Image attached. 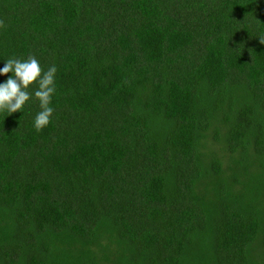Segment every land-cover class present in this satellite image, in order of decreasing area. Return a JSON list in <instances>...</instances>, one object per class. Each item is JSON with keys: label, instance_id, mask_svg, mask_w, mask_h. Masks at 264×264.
I'll use <instances>...</instances> for the list:
<instances>
[{"label": "trees", "instance_id": "1", "mask_svg": "<svg viewBox=\"0 0 264 264\" xmlns=\"http://www.w3.org/2000/svg\"><path fill=\"white\" fill-rule=\"evenodd\" d=\"M0 20V68H57L42 131L35 83L0 112V264H264V0H0Z\"/></svg>", "mask_w": 264, "mask_h": 264}, {"label": "clouds", "instance_id": "2", "mask_svg": "<svg viewBox=\"0 0 264 264\" xmlns=\"http://www.w3.org/2000/svg\"><path fill=\"white\" fill-rule=\"evenodd\" d=\"M4 27V21L0 20V28ZM264 43V38H259ZM55 65L43 71L39 61L34 56L26 60L9 58L4 67L0 68V75H7L8 79L0 83V112L8 114L21 111L32 97L28 89L30 85L37 84L34 93L39 101L41 111L36 114L34 127L37 132L42 131L50 123L54 109L50 107L52 96L55 94Z\"/></svg>", "mask_w": 264, "mask_h": 264}]
</instances>
